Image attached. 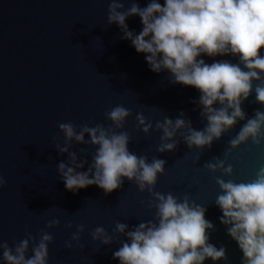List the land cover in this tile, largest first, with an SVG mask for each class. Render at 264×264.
<instances>
[{"label":"water","instance_id":"1","mask_svg":"<svg viewBox=\"0 0 264 264\" xmlns=\"http://www.w3.org/2000/svg\"><path fill=\"white\" fill-rule=\"evenodd\" d=\"M123 2L125 9L133 2L144 8L150 0ZM159 3L163 5L164 0ZM108 8L109 0H0V175L7 181L0 189V241L14 247L29 234L38 241L43 230L54 238L48 246V264H120L113 253L126 237L101 245L90 233L102 226L112 235L117 221L132 230L141 221L153 220L155 209L140 204L151 199L149 193H140L127 178L109 194L95 185L76 192L66 190L57 164L67 163L68 156L56 150L52 138L60 137L63 144L59 123L108 128L112 122L105 113L122 105L131 115L122 129L114 130L129 133V151L147 155L149 161L155 156L166 162L155 190L180 199L187 193L206 208L205 219L215 228L208 230L209 243L224 246L228 259H206L204 264H241L243 253L227 235L220 221L223 213L215 204L221 191L216 177L237 183L254 179L264 167V142L256 146L249 139L231 150L227 161L234 169L231 176L212 173L203 165L214 157L223 159L228 141L244 121L202 152L190 151L182 140L173 152L156 151L162 133L155 130V124L165 116L174 120L183 112L193 128L205 127L206 120L195 103L200 93L194 87L170 83L167 71H151L145 54L137 53L122 38L119 25L107 23ZM126 24L136 34L142 30L139 16L128 17ZM260 54L264 56V48ZM199 58L208 64L239 62L231 55ZM254 100L253 92L241 105L247 117L257 109L264 111V105ZM137 114L153 124L148 135L137 127ZM81 148L86 149V156ZM71 150L90 164L96 147L73 142ZM197 157L199 161L193 164ZM87 167L78 171H87ZM53 219H59L60 225L48 229L46 224ZM68 223H72L71 229L66 228ZM79 224L85 226L80 241L84 248L73 242L69 250L64 243ZM0 264H5L2 254Z\"/></svg>","mask_w":264,"mask_h":264},{"label":"clouds","instance_id":"2","mask_svg":"<svg viewBox=\"0 0 264 264\" xmlns=\"http://www.w3.org/2000/svg\"><path fill=\"white\" fill-rule=\"evenodd\" d=\"M131 16L141 19L139 34L130 31L126 24ZM107 23L119 25L122 38L129 40L137 53L145 54L151 71H167L170 83L191 86L200 93L195 103L201 109V118L206 120L205 127L193 128L183 112L174 120L165 116L155 124V130L162 133L156 151L173 152L182 140L190 151L202 152L239 121H244L228 141L223 159L214 157L203 165L212 173L231 176L234 169L227 164L231 150L249 139L256 146L264 142V111L257 109L253 116L247 117L241 106L253 92L254 102L264 105V56L260 54L264 48V0H164L163 5L159 0H150L144 8L133 2L127 9L123 0H109ZM202 55H231L238 57L239 62L219 60L208 64L199 58ZM130 115V110L117 105L105 113L112 126L59 123L63 144L60 137L52 138L56 150L68 156L67 163L57 164L66 190L76 192L95 185L109 194L127 178L140 193L147 191L151 197L140 204L155 209L153 220L141 221L132 230L117 221L112 235L99 226L90 233L91 239L110 245L124 235L126 239L119 240L121 247L113 253L120 264H204L206 259L227 260L224 246L217 248L209 243L208 230L215 228L205 219L206 208L187 193L180 199L170 192L156 191L158 175L164 174L166 162L155 156L149 161L147 155L129 151V133L114 130L122 129ZM136 119L137 127L148 135L153 124L146 122L143 114H137ZM73 142L96 147L90 164L71 150ZM80 153L86 156V149L81 148ZM199 159L193 160V164ZM86 164L87 171H78ZM216 183L221 190L215 199L223 213L220 221L243 253L241 264H264V167L247 182L216 177ZM6 184L0 175V189ZM59 225L60 220L53 219L46 227ZM72 227V223L66 225L68 229ZM84 231L83 224L76 225V232L65 241L64 247L71 250L75 242L83 249L80 241ZM53 239L42 230L38 241L30 234L14 247L0 241L2 260L5 264H48V246Z\"/></svg>","mask_w":264,"mask_h":264}]
</instances>
